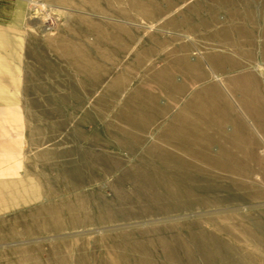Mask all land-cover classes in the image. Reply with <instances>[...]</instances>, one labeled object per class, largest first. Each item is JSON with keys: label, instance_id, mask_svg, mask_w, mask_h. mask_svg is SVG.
<instances>
[{"label": "rangeland", "instance_id": "rangeland-1", "mask_svg": "<svg viewBox=\"0 0 264 264\" xmlns=\"http://www.w3.org/2000/svg\"><path fill=\"white\" fill-rule=\"evenodd\" d=\"M27 6L0 264H264V0Z\"/></svg>", "mask_w": 264, "mask_h": 264}, {"label": "crops", "instance_id": "crops-1", "mask_svg": "<svg viewBox=\"0 0 264 264\" xmlns=\"http://www.w3.org/2000/svg\"><path fill=\"white\" fill-rule=\"evenodd\" d=\"M13 1L0 0V178L15 173L10 166L21 158L26 125L22 78L26 71L24 25L29 0ZM162 70L164 75H169L168 69ZM166 82L168 85L169 80ZM144 91L140 88L133 95L134 108L140 107L137 103L141 99L136 97L147 94ZM129 122L137 123L132 119Z\"/></svg>", "mask_w": 264, "mask_h": 264}, {"label": "bare ground", "instance_id": "bare-ground-1", "mask_svg": "<svg viewBox=\"0 0 264 264\" xmlns=\"http://www.w3.org/2000/svg\"><path fill=\"white\" fill-rule=\"evenodd\" d=\"M119 44V43H118ZM122 47V46H121ZM120 48V47H119ZM127 50V49H126ZM128 51V50H127Z\"/></svg>", "mask_w": 264, "mask_h": 264}]
</instances>
